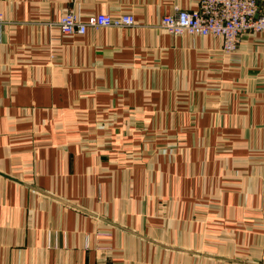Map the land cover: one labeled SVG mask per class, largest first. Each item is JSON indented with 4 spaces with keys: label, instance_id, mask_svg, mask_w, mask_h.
Masks as SVG:
<instances>
[{
    "label": "crops",
    "instance_id": "1",
    "mask_svg": "<svg viewBox=\"0 0 264 264\" xmlns=\"http://www.w3.org/2000/svg\"><path fill=\"white\" fill-rule=\"evenodd\" d=\"M197 7L0 0V264H264V33L161 27Z\"/></svg>",
    "mask_w": 264,
    "mask_h": 264
},
{
    "label": "built area",
    "instance_id": "2",
    "mask_svg": "<svg viewBox=\"0 0 264 264\" xmlns=\"http://www.w3.org/2000/svg\"><path fill=\"white\" fill-rule=\"evenodd\" d=\"M196 9H177L162 18L161 27L174 36H215L223 40L227 54L238 51L244 36L264 33V12L258 0H197ZM59 26L65 35H83L89 28H129L137 26L131 14L114 17L95 14L84 20L80 13L68 11Z\"/></svg>",
    "mask_w": 264,
    "mask_h": 264
}]
</instances>
